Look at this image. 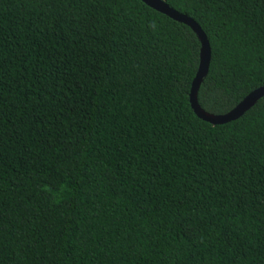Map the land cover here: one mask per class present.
<instances>
[{
	"label": "trees",
	"instance_id": "16d2710c",
	"mask_svg": "<svg viewBox=\"0 0 264 264\" xmlns=\"http://www.w3.org/2000/svg\"><path fill=\"white\" fill-rule=\"evenodd\" d=\"M163 1L204 111L264 85V0ZM199 52L140 0H0V264H264V96L198 118Z\"/></svg>",
	"mask_w": 264,
	"mask_h": 264
},
{
	"label": "water",
	"instance_id": "95a60500",
	"mask_svg": "<svg viewBox=\"0 0 264 264\" xmlns=\"http://www.w3.org/2000/svg\"><path fill=\"white\" fill-rule=\"evenodd\" d=\"M147 6L156 11L168 16L169 18L183 23L190 27L195 33L198 41L200 42V52H199V65L196 74L191 82V88L189 93V102L192 110L197 115L198 118L206 121L212 125H221L231 121H234L241 117L246 111H248L261 97L264 96V85L260 86L250 93H248L235 107L224 114H210L204 111L197 100V93L200 85L207 76L210 59H211V49L209 40L201 29L199 24L195 22L191 17L178 12L177 10L171 8L163 0H140Z\"/></svg>",
	"mask_w": 264,
	"mask_h": 264
}]
</instances>
